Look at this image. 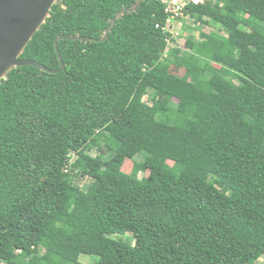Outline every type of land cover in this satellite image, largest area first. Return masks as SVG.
Segmentation results:
<instances>
[{"label": "trees", "instance_id": "16d2710c", "mask_svg": "<svg viewBox=\"0 0 264 264\" xmlns=\"http://www.w3.org/2000/svg\"><path fill=\"white\" fill-rule=\"evenodd\" d=\"M136 1L57 0L20 58ZM164 7L0 80V264H264V0L186 1L180 45Z\"/></svg>", "mask_w": 264, "mask_h": 264}, {"label": "water", "instance_id": "95a60500", "mask_svg": "<svg viewBox=\"0 0 264 264\" xmlns=\"http://www.w3.org/2000/svg\"><path fill=\"white\" fill-rule=\"evenodd\" d=\"M142 0H137L132 6L122 8L110 19L106 29L99 38L90 36L58 35L54 39V48L59 60L57 69H49L34 61L20 58L24 48L34 33L46 21L51 7L57 0H0V80L8 72L18 66L32 65L49 73L64 70V63L58 51L57 43L60 39H84L88 41H104L115 22L122 14L134 11Z\"/></svg>", "mask_w": 264, "mask_h": 264}, {"label": "rangeland", "instance_id": "374dc122", "mask_svg": "<svg viewBox=\"0 0 264 264\" xmlns=\"http://www.w3.org/2000/svg\"><path fill=\"white\" fill-rule=\"evenodd\" d=\"M187 22H188V20L186 18H184V24L182 23V21H179V20H177V21H170L169 26L167 27V29H169L172 32V34L176 37V43L179 44V45L184 41V37L186 35H188V33H189V31L183 30V26H182V25H185ZM181 26H182V28H181ZM180 29L183 30V36L181 35V33L179 31ZM195 32H197V31H195ZM144 99H146V97H144ZM137 159L140 160L141 157L140 156H137ZM123 169L126 170V171H128V164L125 163V166H123ZM141 175H143V172L142 171L140 173H138V176L139 177ZM80 259L82 261H84V262H88V263L91 262L86 257V255H81L80 256ZM261 261H262V259L260 258L259 260L256 261L255 264H262Z\"/></svg>", "mask_w": 264, "mask_h": 264}, {"label": "built area", "instance_id": "2783aa9c", "mask_svg": "<svg viewBox=\"0 0 264 264\" xmlns=\"http://www.w3.org/2000/svg\"><path fill=\"white\" fill-rule=\"evenodd\" d=\"M164 4V11L168 13L167 23L175 21L177 16H182V8L188 0H159ZM193 2L201 0H192ZM168 25V24H167Z\"/></svg>", "mask_w": 264, "mask_h": 264}, {"label": "clouds", "instance_id": "9594fccd", "mask_svg": "<svg viewBox=\"0 0 264 264\" xmlns=\"http://www.w3.org/2000/svg\"><path fill=\"white\" fill-rule=\"evenodd\" d=\"M202 1V0H201ZM197 2H200V1H197ZM184 18H187V17H184ZM184 18H181V19H184Z\"/></svg>", "mask_w": 264, "mask_h": 264}]
</instances>
